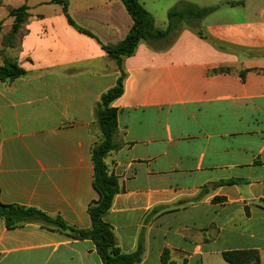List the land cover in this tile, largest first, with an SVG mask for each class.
Wrapping results in <instances>:
<instances>
[{
	"label": "crops",
	"instance_id": "1",
	"mask_svg": "<svg viewBox=\"0 0 264 264\" xmlns=\"http://www.w3.org/2000/svg\"><path fill=\"white\" fill-rule=\"evenodd\" d=\"M22 6L14 60L25 75L0 79V201L88 230L99 200L96 108L120 76L104 48L133 21L122 0H68L67 12L51 0H0V23L12 25L9 10ZM201 21L183 24L165 50L142 43L112 105L119 149L106 163L121 191L104 221L123 254L142 249L138 264H229L224 253L249 251L264 264V57L202 39ZM0 264L102 261L91 240L40 224L8 229L0 217Z\"/></svg>",
	"mask_w": 264,
	"mask_h": 264
},
{
	"label": "trees",
	"instance_id": "2",
	"mask_svg": "<svg viewBox=\"0 0 264 264\" xmlns=\"http://www.w3.org/2000/svg\"><path fill=\"white\" fill-rule=\"evenodd\" d=\"M51 3L61 5L64 12L68 10V0H51ZM122 3L130 15L133 25L127 37L104 49L109 58L113 60L120 72L119 79L114 88L104 93L96 108L97 126L100 132V142L92 149V161L94 167L93 186L99 194V200L90 204L88 213L91 219V228L81 230L68 225L61 217H51L36 208H27L18 205H4L0 201V217L4 220L8 229L23 227L27 224H40L49 230H58L77 240H91L97 250L102 264H138L142 258V249L139 248L133 254H123L118 247L113 228L104 221V217L113 206L114 199L121 191L116 176L109 172L106 159L114 151L119 149L115 141L118 131V111L113 108V103L124 94V82L126 73L124 62L133 57L139 46L144 43L151 50H165L177 39L183 24L196 25L201 19L216 10V7L199 9L198 7L184 3L182 7H175L169 12V25L167 29H159L155 26L153 17L143 7L141 0H122ZM233 4V3H232ZM29 8L22 6L10 9L9 15L14 18V31L18 33L29 17ZM69 22L78 31L92 36V34L77 25L69 18ZM198 35L210 41L201 30ZM161 44H166L162 45ZM6 55L4 66L0 67V79L13 81L25 75L17 62ZM3 56V52L0 51ZM222 72H230V69H221ZM235 181H224L222 185H231ZM229 264H261L257 251L226 252L223 255Z\"/></svg>",
	"mask_w": 264,
	"mask_h": 264
},
{
	"label": "rangeland",
	"instance_id": "3",
	"mask_svg": "<svg viewBox=\"0 0 264 264\" xmlns=\"http://www.w3.org/2000/svg\"><path fill=\"white\" fill-rule=\"evenodd\" d=\"M187 2L201 8L220 7L201 21V28L214 45L233 48L242 54L251 53L264 57V0H145L144 4L155 14L157 27L165 29L169 10L182 7ZM227 2L243 4L231 7L226 5ZM25 27L23 24L17 33L14 31V23H0V51L3 56L8 51V57L10 55L12 60L14 53L20 52L21 40L26 33Z\"/></svg>",
	"mask_w": 264,
	"mask_h": 264
}]
</instances>
